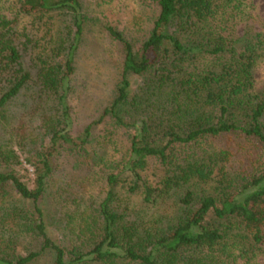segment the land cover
<instances>
[{"label": "trees", "instance_id": "16d2710c", "mask_svg": "<svg viewBox=\"0 0 264 264\" xmlns=\"http://www.w3.org/2000/svg\"><path fill=\"white\" fill-rule=\"evenodd\" d=\"M142 1L152 27H106L120 76L74 128L82 0H0V264H264V27L240 33L250 0ZM25 17L62 25L29 63Z\"/></svg>", "mask_w": 264, "mask_h": 264}, {"label": "rangeland", "instance_id": "374dc122", "mask_svg": "<svg viewBox=\"0 0 264 264\" xmlns=\"http://www.w3.org/2000/svg\"><path fill=\"white\" fill-rule=\"evenodd\" d=\"M250 2L252 4L250 5L254 7L252 19L240 25L239 30L242 34L249 31L248 29L259 32L264 27V0H250ZM152 5L144 3L142 0H82L85 35L75 56L77 70L73 77V83L76 87V96L71 101L74 108V128L86 125L92 119L91 116L98 117L100 115L103 102L107 100L120 76L122 53L112 43L106 27L116 28L131 41H140L141 37L145 36V33L152 27L154 18ZM47 22L50 23L51 28L47 29L45 25ZM56 23L55 19L50 20L48 17H43L42 21L36 17H25L21 21L19 28L27 29V33L32 39L31 49L25 58L28 63L31 58L34 59L36 56L44 54L43 49L47 47L48 42L62 26L60 23L59 25ZM37 53L40 54L37 55ZM140 82L139 77L131 78L133 91L138 89ZM255 84L256 89L264 90V62L260 63L255 70ZM102 132L103 130L99 128L95 134H102ZM23 167L28 170V173L22 172V174L25 175V180L32 187L31 179L34 169L26 163ZM64 179L65 167L60 168L49 181L45 199L41 203L48 219H51L61 206L57 191ZM135 200L139 201L138 198Z\"/></svg>", "mask_w": 264, "mask_h": 264}]
</instances>
